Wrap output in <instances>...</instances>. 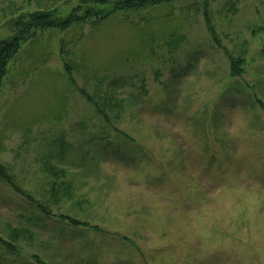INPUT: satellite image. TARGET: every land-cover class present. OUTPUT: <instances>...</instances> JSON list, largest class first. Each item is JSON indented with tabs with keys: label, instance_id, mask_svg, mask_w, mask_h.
<instances>
[{
	"label": "rangeland",
	"instance_id": "rangeland-1",
	"mask_svg": "<svg viewBox=\"0 0 264 264\" xmlns=\"http://www.w3.org/2000/svg\"><path fill=\"white\" fill-rule=\"evenodd\" d=\"M79 3L0 0V41ZM200 3L30 32L0 175L32 201L0 177V264H264V0H209L221 49Z\"/></svg>",
	"mask_w": 264,
	"mask_h": 264
},
{
	"label": "trees",
	"instance_id": "trees-1",
	"mask_svg": "<svg viewBox=\"0 0 264 264\" xmlns=\"http://www.w3.org/2000/svg\"><path fill=\"white\" fill-rule=\"evenodd\" d=\"M79 6L76 9L84 8L81 15H78L73 12L64 19H58L56 13L52 10H43L34 12H27L18 15L13 19H9L6 21V26L13 30L14 34L6 40L0 41V85L2 80L5 77V73L8 68L9 61H11L15 56H17L19 48L21 44L30 36V32L36 29H59L60 31H65L73 26H78L80 24H85L88 18H93L95 21L106 20L111 17V15L115 13H120L123 11H131L132 14L144 12L146 14L158 12L162 8H174L176 4H191L195 5L196 3H200V0H79ZM201 6L202 18H204V23L206 26L207 33L213 42L221 49L222 46L219 45L218 36L216 33V29H214L213 25V17L209 5V0H201L199 4ZM99 6L97 11L95 12V8ZM75 9V10H76ZM150 19H152V15H148ZM57 18V19H56ZM182 37L180 36L179 42ZM175 41H173L174 44ZM172 44V45H173ZM178 45V44H176ZM230 62L234 66L241 67L239 61H235L230 54L228 55ZM238 75L237 72L233 71V66L231 67L230 76L234 78V76ZM1 87V86H0ZM88 100L91 102V96L87 95V93L83 90L82 92ZM99 111V108H97ZM1 179L4 180L16 194L23 195V197L29 201H32L29 195L24 194V192L6 176V173H1ZM39 208L47 213L46 209L39 205ZM68 220V219H66ZM17 234V233H16ZM6 250L13 251L8 244L4 243Z\"/></svg>",
	"mask_w": 264,
	"mask_h": 264
}]
</instances>
